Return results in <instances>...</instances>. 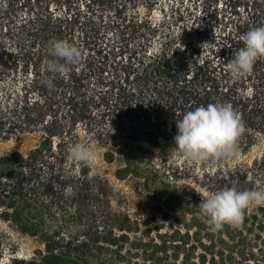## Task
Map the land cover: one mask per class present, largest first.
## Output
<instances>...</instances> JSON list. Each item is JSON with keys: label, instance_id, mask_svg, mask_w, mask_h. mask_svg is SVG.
<instances>
[{"label": "trees", "instance_id": "16d2710c", "mask_svg": "<svg viewBox=\"0 0 264 264\" xmlns=\"http://www.w3.org/2000/svg\"><path fill=\"white\" fill-rule=\"evenodd\" d=\"M221 3L170 2L154 20L143 0H0V141L38 135L0 155V219L44 245L4 263L0 238V264H264V205L217 231L199 209L208 192L264 187V151L232 163L264 143V57L237 80L226 71L242 35L264 25V0ZM59 39L82 57L52 74ZM216 102L243 124L235 158L169 157L176 120ZM78 143L106 148L115 176L135 181L150 200L142 217L114 207L109 179L72 158Z\"/></svg>", "mask_w": 264, "mask_h": 264}, {"label": "clouds", "instance_id": "9594fccd", "mask_svg": "<svg viewBox=\"0 0 264 264\" xmlns=\"http://www.w3.org/2000/svg\"><path fill=\"white\" fill-rule=\"evenodd\" d=\"M241 39L244 46L234 51L232 59L226 63V71L234 80L249 72L259 57H264V25L250 28ZM50 52L55 59L47 62L43 70L52 74L66 73L82 57L79 47L63 39L52 41ZM47 83L51 85L50 80ZM175 126L177 132L169 157L179 155L193 164L233 160L237 154V138L244 131L239 115L230 104L223 102L186 111ZM71 156L88 164L94 162L88 146L83 143L72 147ZM259 205H264V187L244 190L225 187L206 193L199 209L207 218L210 230L217 231L225 224L239 226L244 211Z\"/></svg>", "mask_w": 264, "mask_h": 264}, {"label": "rangeland", "instance_id": "374dc122", "mask_svg": "<svg viewBox=\"0 0 264 264\" xmlns=\"http://www.w3.org/2000/svg\"><path fill=\"white\" fill-rule=\"evenodd\" d=\"M178 0H143V4L138 6V9L143 14L148 13L150 10L151 16L154 20H158L163 17V9L169 6V3H177ZM180 0L182 9L190 4V0ZM222 0H220V5ZM152 3V4H150ZM136 9V8H135ZM21 16V15H20ZM187 16V15H186ZM190 16L186 17V21H191ZM217 30V27L214 28ZM38 142L37 134H24L14 136L6 141H0V155L13 150H20L27 152ZM114 145L116 143H113ZM113 146V145H112ZM93 158L91 164L92 172L98 177L109 179L114 190L112 194V203L115 208L125 210L132 216L142 217L144 215V207L150 202L148 197H140L137 195L134 184V180H120L115 176V170L117 163H109L104 159V152L106 148L99 147L97 145L88 146ZM264 151V143L254 146L248 153L239 154L232 163L246 162L250 163L256 157L260 156ZM261 188V186H260ZM252 206L250 208H256ZM0 238L3 243V261L8 262V259L16 255L18 257L31 258L36 256V252L42 249L44 245L38 237H33L27 234H23L12 227L9 223L0 219Z\"/></svg>", "mask_w": 264, "mask_h": 264}]
</instances>
